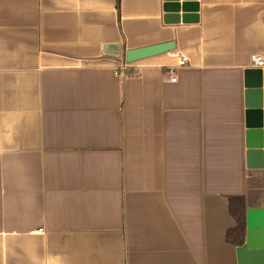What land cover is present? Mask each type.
Here are the masks:
<instances>
[{
    "label": "crops",
    "instance_id": "0c3cea01",
    "mask_svg": "<svg viewBox=\"0 0 264 264\" xmlns=\"http://www.w3.org/2000/svg\"><path fill=\"white\" fill-rule=\"evenodd\" d=\"M195 2L166 23L163 0H0V264H264L246 224L225 240L230 196L264 206L244 120L264 0Z\"/></svg>",
    "mask_w": 264,
    "mask_h": 264
},
{
    "label": "water",
    "instance_id": "95a60500",
    "mask_svg": "<svg viewBox=\"0 0 264 264\" xmlns=\"http://www.w3.org/2000/svg\"><path fill=\"white\" fill-rule=\"evenodd\" d=\"M163 0L162 9L166 23L179 22V11L186 12L187 8L194 7L192 12L197 10L195 0ZM187 1H194L188 3ZM182 19L185 16L181 17ZM174 42L167 41L123 51L121 54L119 44L107 43L103 45V53L116 57H122L125 63H133L149 56L157 55L174 49ZM244 97H245V146L247 153L264 154V68L248 67L244 70ZM246 241L239 246L238 250L251 247V234H257L260 242L259 249H264V206L249 208L245 214ZM258 242V243H259ZM254 245H256L254 243Z\"/></svg>",
    "mask_w": 264,
    "mask_h": 264
},
{
    "label": "trees",
    "instance_id": "16d2710c",
    "mask_svg": "<svg viewBox=\"0 0 264 264\" xmlns=\"http://www.w3.org/2000/svg\"><path fill=\"white\" fill-rule=\"evenodd\" d=\"M228 210L235 221V226L227 230L225 240L239 245L243 241L245 232L246 205L244 197L230 196L228 199Z\"/></svg>",
    "mask_w": 264,
    "mask_h": 264
},
{
    "label": "built area",
    "instance_id": "2783aa9c",
    "mask_svg": "<svg viewBox=\"0 0 264 264\" xmlns=\"http://www.w3.org/2000/svg\"><path fill=\"white\" fill-rule=\"evenodd\" d=\"M249 61L251 67L264 68V58L259 54H251L249 57ZM185 65H187V57L184 55H179L176 67H183ZM122 68H125V64L120 65L117 69H115V72L118 73L119 69ZM170 80L175 81V77H171Z\"/></svg>",
    "mask_w": 264,
    "mask_h": 264
}]
</instances>
